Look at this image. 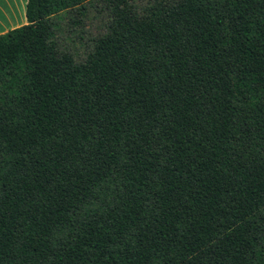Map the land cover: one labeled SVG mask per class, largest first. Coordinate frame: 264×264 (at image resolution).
<instances>
[{
    "label": "trees",
    "instance_id": "obj_1",
    "mask_svg": "<svg viewBox=\"0 0 264 264\" xmlns=\"http://www.w3.org/2000/svg\"><path fill=\"white\" fill-rule=\"evenodd\" d=\"M137 1L0 35V264H264V0Z\"/></svg>",
    "mask_w": 264,
    "mask_h": 264
},
{
    "label": "rangeland",
    "instance_id": "obj_2",
    "mask_svg": "<svg viewBox=\"0 0 264 264\" xmlns=\"http://www.w3.org/2000/svg\"><path fill=\"white\" fill-rule=\"evenodd\" d=\"M145 2L146 0L137 1L140 4ZM76 19L79 23L72 18L62 23L59 41H63L78 57H82L87 50L85 45L89 44L91 39L104 29L108 20V12L102 5H96L90 8L86 17L81 16Z\"/></svg>",
    "mask_w": 264,
    "mask_h": 264
},
{
    "label": "crops",
    "instance_id": "obj_3",
    "mask_svg": "<svg viewBox=\"0 0 264 264\" xmlns=\"http://www.w3.org/2000/svg\"><path fill=\"white\" fill-rule=\"evenodd\" d=\"M28 0H0V35L27 24Z\"/></svg>",
    "mask_w": 264,
    "mask_h": 264
}]
</instances>
